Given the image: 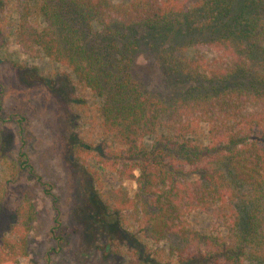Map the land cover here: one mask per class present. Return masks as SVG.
Instances as JSON below:
<instances>
[{
	"label": "trees",
	"instance_id": "trees-1",
	"mask_svg": "<svg viewBox=\"0 0 264 264\" xmlns=\"http://www.w3.org/2000/svg\"><path fill=\"white\" fill-rule=\"evenodd\" d=\"M13 7L18 45L63 64L102 101L104 129L122 145L111 155L117 174L138 184L134 195L110 193L115 209L146 237L173 238L176 264H264V0ZM203 125L207 146L197 139ZM147 137H156L150 148ZM5 188L0 173V204ZM28 208L17 210L0 264L28 255ZM192 212L209 215L215 232L192 230Z\"/></svg>",
	"mask_w": 264,
	"mask_h": 264
},
{
	"label": "rangeland",
	"instance_id": "rangeland-1",
	"mask_svg": "<svg viewBox=\"0 0 264 264\" xmlns=\"http://www.w3.org/2000/svg\"><path fill=\"white\" fill-rule=\"evenodd\" d=\"M14 1L0 0V173L6 183L0 248L13 238L17 210L25 204L31 213L28 255L16 264H176L168 259L173 238L152 240L130 212L115 209L110 193L123 187L134 195L138 184L117 174L111 155L122 145L104 129L102 101L63 64L18 45ZM155 138L147 137L146 146ZM197 139L209 145L207 125ZM24 161L33 172L22 168ZM188 221L196 232H215L207 214L192 212Z\"/></svg>",
	"mask_w": 264,
	"mask_h": 264
},
{
	"label": "water",
	"instance_id": "water-1",
	"mask_svg": "<svg viewBox=\"0 0 264 264\" xmlns=\"http://www.w3.org/2000/svg\"><path fill=\"white\" fill-rule=\"evenodd\" d=\"M0 63H1V60H0Z\"/></svg>",
	"mask_w": 264,
	"mask_h": 264
}]
</instances>
